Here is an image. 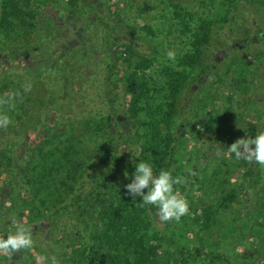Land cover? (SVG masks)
Here are the masks:
<instances>
[{
	"label": "rangeland",
	"instance_id": "rangeland-1",
	"mask_svg": "<svg viewBox=\"0 0 264 264\" xmlns=\"http://www.w3.org/2000/svg\"><path fill=\"white\" fill-rule=\"evenodd\" d=\"M176 5H181L195 17L186 28L173 19ZM203 11L198 0H81L80 12L86 20L81 21L76 16L74 26H68L65 20L61 26L54 23L53 35L59 37L58 31L66 36L57 44L54 41L57 56L64 53L70 57L67 71L60 76L61 81L67 82L60 88L59 97L64 99L60 107L65 114L72 115L79 113L78 109L84 110L82 105L85 104L95 109L107 104L108 114L119 116V121H115L109 133L100 140L109 153L110 162L116 165L107 168L111 173L108 181L92 183L87 180L83 185H73L71 192L63 198L48 199L51 208L37 201L36 214L43 215V225L34 231L35 225L30 226L34 248L16 254L12 261L0 257V264H38L40 256L55 257L58 264H62L65 245L77 242L75 232L80 233L82 224L88 222L85 215L97 205V193L104 185L113 192H121L120 183H116L118 164L122 165V180H127L130 174L135 175L136 168H133L141 163V149L134 137L142 132L138 126L141 115L137 124L127 115L130 99L124 75L130 72L131 66L119 58L120 50L127 51L122 56L131 62L142 56L175 65V60L168 61L167 53L171 50L175 57H180L189 50L188 39L195 21L215 9L206 14ZM95 12L101 15V21L93 16ZM42 24L46 29L48 24ZM86 24L98 25L100 31L90 32L85 29ZM38 42L27 48L29 59H15L9 55L0 60V68L10 63L11 67L35 75L44 52ZM52 50L48 49L47 55L53 54ZM198 67V71L204 73H194L180 96L170 129L175 140L172 143L171 171L174 177L185 176L189 180L187 185L175 186L188 201L189 213L179 223H167L165 229L155 228L152 235L161 239L162 244L175 243L173 247L158 248L157 257L164 260L162 257L173 254L177 264H181L183 256L179 253L186 254L197 246L208 259L212 255H221L218 264H264V178L259 183V178L263 177L260 171L264 169L256 163L237 161L234 154L227 155V149L238 139L255 138L259 131H264L259 124V119L264 120V2L236 3L234 9L228 11L226 22L223 20L213 25L211 44L204 51ZM243 76L250 82L248 88L243 84ZM56 98L58 96L50 94L43 99L47 106L38 114L47 110V123L54 121L59 112ZM11 120L14 122V117ZM15 123L7 129H0L5 133L0 144L17 140L20 145L15 148L19 154L32 145L42 128L27 121ZM14 160L19 161V155ZM187 169L197 175L189 176ZM22 178L18 172L0 177V237L6 238L15 232L19 224V203L28 194L23 192L28 186ZM221 189L236 193L234 203L219 209L215 226L195 235L198 232L195 223H200L196 211L210 206L216 210ZM156 211L150 210L149 214L156 226H160L164 222L159 220ZM27 214L28 211H22L21 217L25 218ZM234 225L239 230L231 234L229 228ZM197 236L210 243V252H204L197 244ZM182 243H188L184 249L176 246Z\"/></svg>",
	"mask_w": 264,
	"mask_h": 264
},
{
	"label": "trees",
	"instance_id": "trees-1",
	"mask_svg": "<svg viewBox=\"0 0 264 264\" xmlns=\"http://www.w3.org/2000/svg\"><path fill=\"white\" fill-rule=\"evenodd\" d=\"M198 1L204 14L211 9L215 11L197 18L188 39L189 50L180 57H175V65L142 56H138L131 62L122 56V53L127 51L120 50L119 58L129 62L131 66L130 72L124 75L126 93L130 99L127 115L136 124L141 115L138 126L142 132H138L134 137L141 149L140 161L150 163L156 175L161 170L169 171L174 175L171 164L172 143L175 140L170 129L180 96L187 89L194 73L200 72L198 66L201 64L204 51L211 44L212 26L223 20L226 22L228 11L234 9L236 3L262 4L264 2V0ZM80 5L81 0H0V57L14 56L16 52L21 53V51L24 53L36 41H39L38 43L44 49L47 46L41 53L43 58L40 59L35 75L26 74L22 69L15 67H5L6 69L0 72V96L18 92L23 98L22 102L18 98L15 110L7 113L11 119L14 117L12 123L27 121L33 126L42 128L32 145H28L26 150L19 154L16 153L17 148H15L20 145L17 140L4 141L0 144V177L5 173L18 172L28 186V189L23 191L28 192L27 196L19 203L17 222H22L26 226L35 225L33 231L34 228L43 225V215L36 214L37 201L51 208L47 203L48 199L63 198L77 183L83 185L87 180L92 183L108 181L111 173L110 169L107 172V168L116 165L110 162L109 153L101 145L100 140L109 133V128L114 125V122L119 121V116L108 114L107 104L101 109L85 104L82 105L84 110L78 109L79 113L72 115L64 113L63 108L60 107L64 99H61L59 94L61 85L67 82L64 79L61 81L60 76L62 72L67 71L66 65L70 57L68 54L64 56V53L57 56L58 51L53 44L54 41L57 44L60 38L64 40L66 36L64 32L58 31L59 37L55 36L56 34L53 35L55 20L37 21L45 10L51 16L63 18L68 26H72L73 18L76 16L81 21L86 20L80 12ZM218 12H220L219 15ZM173 15V19H177L178 23L185 28L195 18L181 5L174 7ZM93 16L101 21L102 17L97 12ZM43 22L48 24L46 29L43 27ZM85 29L90 32H95L96 29L100 31L98 25L94 24H86ZM52 48L53 54L47 55V50ZM168 61L172 60L168 59ZM242 81L245 87L249 86L250 82L246 76L242 77ZM25 82L32 84V91L29 93L23 91ZM69 92L74 94L72 91ZM50 94L58 96L55 104L59 106V112L55 114L54 121L50 120L47 123L45 122L47 110L41 114L38 113L47 106L43 99L46 100L47 95ZM63 94L64 92L61 96ZM248 103L249 101L246 104ZM259 124L260 128H264V120L259 119ZM3 135L5 133L0 131V141L3 140ZM17 155H19V161L14 160ZM118 166H115L119 170V174L116 175L119 182L116 181V183H120L121 192H113L104 185L97 193V205L92 206L85 215L88 222L82 224L80 233L75 232L74 238H77V242L73 245L70 243L65 245L62 264H177L173 254L166 258L162 257L164 260H159L157 257L158 248L175 246V243L162 244L161 239L152 235L155 234V228L165 229L167 223L156 226L149 214L150 210H156L155 207H140V203L143 202L142 197L133 198L127 191L126 185L134 179V174H130L132 169L128 172L130 175L127 180H122L120 175L122 165L118 164ZM260 174L263 177L259 178V183L264 178V170L260 171ZM6 177L9 176L6 175ZM219 193L216 210L210 206L196 211L200 223H195V228L198 230L195 235L201 234L210 226H215L218 223L219 209L234 203L235 192L230 193L221 189ZM101 199L103 201H100ZM22 211H28L25 218L21 217ZM237 230L239 229L235 225L229 228L231 234ZM180 240L183 242L182 238ZM187 244L182 243L181 246H176L184 249ZM197 244L204 252L212 250V246L205 238L199 239L197 236ZM186 252V254L179 253L183 256L181 264H218L217 262L222 260L221 255H212V258L208 259L203 252H199L197 246Z\"/></svg>",
	"mask_w": 264,
	"mask_h": 264
},
{
	"label": "clouds",
	"instance_id": "clouds-1",
	"mask_svg": "<svg viewBox=\"0 0 264 264\" xmlns=\"http://www.w3.org/2000/svg\"><path fill=\"white\" fill-rule=\"evenodd\" d=\"M167 56L175 60V53L169 51ZM23 91H32L31 82H25ZM22 102L18 92L5 93L0 96V129H7L12 120L7 114L16 108L17 99ZM237 161L244 160L249 164L256 163L264 169V131H259L255 138H240L227 149V155ZM189 176H196L192 169H187ZM127 176V173H125ZM189 180L185 176L174 177L171 172L161 170L154 174L153 166L148 162H141L136 166L133 181L126 185L128 193L133 197H142L140 207H155L156 215L164 223H179L182 217L189 213L188 201L176 191V185H187ZM147 189V194H145ZM35 246L33 232L30 226L19 223L15 232L9 233L6 238L0 237V257L12 261L13 257L22 251H31ZM38 264H58L55 257L40 256Z\"/></svg>",
	"mask_w": 264,
	"mask_h": 264
},
{
	"label": "flooded vegetation",
	"instance_id": "flooded-vegetation-1",
	"mask_svg": "<svg viewBox=\"0 0 264 264\" xmlns=\"http://www.w3.org/2000/svg\"><path fill=\"white\" fill-rule=\"evenodd\" d=\"M70 19H72L71 17H69ZM47 21V20H55L57 23H59L58 24V26H61V24H62V21L64 20L63 18H61V19H58L56 16H51L48 12H45V10H44V12H43V14H41V17L40 18H38V20L37 21H39V22H42V21ZM75 25V23H73V26ZM45 33H48V32H46L45 31ZM254 39H255V37H254ZM47 48V46L45 47V49ZM44 49V48H43ZM44 49V50H45ZM20 57H22V58H24V59H29V53H28V51L27 50H25L24 51V53H20V52H16V54H14V58L15 59H19ZM5 60V59H7V56L6 57H0V60ZM42 59V58H41ZM20 61V60H19ZM18 61V62H19ZM39 62H40V60H39ZM42 62V61H41ZM11 67V64L10 63H8V65H7V68H10ZM4 69H6V68H0V72L2 71V70H4ZM35 70V69H34ZM36 71V70H35Z\"/></svg>",
	"mask_w": 264,
	"mask_h": 264
},
{
	"label": "water",
	"instance_id": "water-1",
	"mask_svg": "<svg viewBox=\"0 0 264 264\" xmlns=\"http://www.w3.org/2000/svg\"><path fill=\"white\" fill-rule=\"evenodd\" d=\"M253 40H254V38H253Z\"/></svg>",
	"mask_w": 264,
	"mask_h": 264
}]
</instances>
